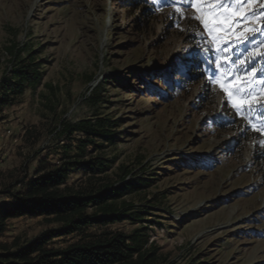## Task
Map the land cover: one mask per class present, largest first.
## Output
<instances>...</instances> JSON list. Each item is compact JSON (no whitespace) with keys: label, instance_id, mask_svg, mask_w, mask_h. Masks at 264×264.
<instances>
[{"label":"rangeland","instance_id":"374dc122","mask_svg":"<svg viewBox=\"0 0 264 264\" xmlns=\"http://www.w3.org/2000/svg\"><path fill=\"white\" fill-rule=\"evenodd\" d=\"M132 1L0 0V83L13 74V46L33 49L43 67L35 91L0 101V206L11 204L8 187L18 190L41 160L59 165L65 150L76 153V139L54 127L60 117L69 122L91 117L88 98L104 80L101 110L125 123L118 143L98 151L113 161L96 176L108 177L114 188L149 181L119 199L140 221L126 218L66 232L64 222L53 217L10 218L0 235V254L37 239L63 249L144 226L149 243L171 264H264L261 117L237 113L219 85L209 82L215 51H203L210 41L190 18L194 9L178 5L181 18L170 0H141L139 6ZM254 63L259 70L264 61ZM160 74L167 88L155 81ZM49 100L55 109L47 106ZM124 166L131 173L123 180ZM90 176L72 171L67 184L77 188Z\"/></svg>","mask_w":264,"mask_h":264},{"label":"trees","instance_id":"16d2710c","mask_svg":"<svg viewBox=\"0 0 264 264\" xmlns=\"http://www.w3.org/2000/svg\"><path fill=\"white\" fill-rule=\"evenodd\" d=\"M140 1L133 0L132 4L139 6ZM142 14L144 16L146 12L142 11ZM22 51H26L24 57ZM9 52L17 61L14 63L12 76L0 83V101L15 98L26 89L35 91L43 81V67L36 60L37 53L33 49L27 46L21 50L13 46ZM198 65L203 68L202 63ZM164 79V75L160 74L155 81H161L167 88ZM168 82L172 83L171 80ZM106 83L108 81L104 80L95 87L88 98L92 108L91 117L77 122H69L60 117L54 127V130L59 128L60 135L76 139V153L71 155L69 150H65V158L59 165L51 166L46 160H41L39 168L31 177L19 181L18 190L13 191L8 187L7 193L13 200L10 205L0 206V235L6 231L7 220L21 216L53 217L54 220L64 222L66 232H73L90 224H106L126 218L141 220L139 215L134 218L137 214L131 211V205L126 200L119 199L126 192L138 191L147 186L149 181L142 180L137 184L129 180L122 184V188L121 185L114 188V183L108 177L103 179L96 176L104 173L110 167L109 162L113 161L98 151L118 143L121 139L118 128L125 123L123 118L112 117L101 110L106 102L102 94ZM47 87L51 91L54 89L52 84ZM127 90L132 93L135 88ZM160 94L161 98L168 97L167 93ZM133 96L141 97L140 94ZM49 101L47 106L55 109L51 100ZM125 134L127 133H122L123 136ZM89 146L92 150H88ZM92 152L96 154L91 155ZM88 155L90 156L86 158ZM75 170L91 173L87 183L77 188L67 184L70 173ZM122 170L124 172L121 177L124 180L131 171L126 166ZM89 208L94 210L88 213ZM145 229L148 228L142 226L129 235L122 232L110 233L63 249L48 248L45 246L46 239H37L16 251L5 247V252L0 254V264H171L155 244L149 243V234Z\"/></svg>","mask_w":264,"mask_h":264},{"label":"snow or ice","instance_id":"6c2138e0","mask_svg":"<svg viewBox=\"0 0 264 264\" xmlns=\"http://www.w3.org/2000/svg\"><path fill=\"white\" fill-rule=\"evenodd\" d=\"M170 3L181 18L183 11L178 5L194 9L195 15L190 18L202 26L201 38L210 41L203 51H215L212 62L216 71L209 82L219 85L237 113H252V119L261 117L257 131L264 133V64L258 70L254 63L264 61V0H170ZM257 36L261 37L259 41ZM238 49L243 50L237 55Z\"/></svg>","mask_w":264,"mask_h":264}]
</instances>
